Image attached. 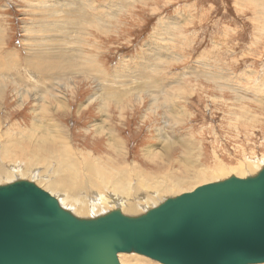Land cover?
Instances as JSON below:
<instances>
[{"label":"rangeland","instance_id":"1","mask_svg":"<svg viewBox=\"0 0 264 264\" xmlns=\"http://www.w3.org/2000/svg\"><path fill=\"white\" fill-rule=\"evenodd\" d=\"M70 11L73 18L68 16ZM65 23L73 25L72 35L79 39L75 46L86 57L88 79L75 75V67L68 69L64 64L58 75L66 77L59 76L60 82L55 76L47 82H54L53 88L45 86L43 91L36 70L25 67L26 60L40 43L46 45L42 49L54 51L55 45L49 41L66 35L63 27L56 26ZM67 46L64 49L73 45ZM10 53L21 68L0 79V174H17L10 180L0 175V186L19 180L51 192L46 177H56L34 166L20 172L24 164L18 159L21 149H28L23 142L32 146L38 139L40 133H32L35 137L29 134L35 120L45 121V117L39 118L38 110V99L44 97L40 105L46 109L45 115L55 121L51 123L60 124L59 132L71 141L82 164L88 157L97 162L104 159L107 167L110 165L108 170L114 165L140 171L142 182L157 187L146 192L159 196L156 201L139 202V212L130 216L205 184L231 176H253L264 165V0H0V55ZM158 53L166 54L160 56L161 64L151 60ZM8 61L12 65L9 57ZM149 69L148 75L166 85L160 102L168 106L154 103L152 89L148 93L132 90L133 94L120 102L106 98L109 93L137 87L138 73ZM102 72L106 75L99 81ZM95 93L98 99L88 103ZM53 94L61 96L63 107L50 99ZM102 103L109 109H101ZM170 106L175 111L169 112ZM99 124L106 127L102 135L96 132ZM110 129L124 145L126 163L107 161L112 155L107 137ZM4 157L11 161H3ZM27 157L33 158L30 153ZM220 167L226 173L218 174ZM238 167L243 168L241 177ZM39 168L37 178L33 171ZM164 186L170 190L162 193L159 188ZM51 195L77 214L61 202L60 194ZM144 205L148 207L141 208ZM117 208L78 216L92 219ZM118 259L120 264H160L136 254H120Z\"/></svg>","mask_w":264,"mask_h":264},{"label":"water","instance_id":"2","mask_svg":"<svg viewBox=\"0 0 264 264\" xmlns=\"http://www.w3.org/2000/svg\"><path fill=\"white\" fill-rule=\"evenodd\" d=\"M264 264V165L205 184L138 216L80 218L32 182L0 186V264Z\"/></svg>","mask_w":264,"mask_h":264},{"label":"bare ground","instance_id":"3","mask_svg":"<svg viewBox=\"0 0 264 264\" xmlns=\"http://www.w3.org/2000/svg\"><path fill=\"white\" fill-rule=\"evenodd\" d=\"M70 1H76V0H70ZM59 8L66 9L65 6L64 7L60 6ZM68 16L73 18V12L70 11L68 13ZM95 18L96 17H94L93 19L98 20ZM94 24L98 25V22L96 21ZM56 26L59 28L63 27V30H61V31L65 32L66 35L65 36L64 35L57 36L54 39H52L51 41L47 40V41L51 42L53 45H55V47L52 48V49H54V51L49 50V49H42V47H45L46 45H43V43H40V45H36L35 49H33L34 52L29 56V60H26V66L25 67L32 68V69L36 70L34 73H36V77L43 84V86L40 88L41 90H43L45 88V86H49V88L52 89L53 88L52 85H54L53 84L54 82L52 83V85H50L47 82L53 81L55 76H58L56 79H58L60 77L61 78L66 77V75H65V77L58 75L59 71L62 72L61 67L64 64L68 69H73L75 67V75H79V76L81 75V77H85V78L88 77L87 65L85 63L86 57L84 56V54L80 50L78 51L76 49V46H75V44L77 43V41L79 39L74 38V35H72V34H74L73 33L74 29L72 27L73 25L65 23V25L63 24V25H56ZM156 41L157 40H155V42ZM67 44L71 45V46L73 45L72 48L70 47V49H68V48L64 49V47H66ZM164 53H166V52H164ZM163 55H166V54L158 53L155 56L156 58H152L151 60L154 62L158 61V63H160V62H162L160 60L161 59L160 56H163ZM8 57L10 58L12 65H10V63L8 61ZM20 65H21L20 63H17V61L14 60V55L12 53L7 54L5 56L0 55V79L6 78V77L8 78V76L10 75V72L16 71V69H18L20 67ZM140 65H141V63H140ZM142 67H145V66L143 65ZM147 67H149V66H147ZM32 73L33 72H31V71L28 72V74H32ZM146 73L145 72L138 73L140 75V78H139L137 87L132 88L130 90L124 89L123 90L124 92H121V93H116V92H115V94L109 93V95H107V97L106 96L105 97L108 98V100L117 99V101H119L120 99L124 98L127 94H131L132 90H137V91L141 90V91L148 93V92H150V89H152L153 92H150L151 94L150 93L149 94L153 97L154 100L153 99L152 100L154 101V103H158L160 106V104H161L160 99L164 100L161 98L160 93L163 94V89L166 87V85L164 83H162L161 80L154 78L153 75H151V76L148 75V74H151L150 69L146 70ZM45 74H47V75L44 76ZM48 74H51V75H48ZM103 75H104V73L102 72L100 77L97 78V80L100 81L101 78L103 77ZM38 76H42V77H38ZM61 78H60V82H61ZM9 79H10V77H9ZM86 79H88V78H86ZM73 80H74V78H73ZM17 82L18 81H16V83ZM19 82H23V80L19 79ZM66 82H68V81H66ZM127 85H129V83H127ZM65 86H68V85H65ZM75 87H77V86H75ZM169 89H172V88H169ZM2 91H3V87H2V89H0V93ZM171 91H173V90H171ZM174 92H176V91H174ZM172 95H173V93H172ZM40 96L41 95H39V97ZM55 96H56V94L51 95L50 99L51 98L55 99L53 101L56 102V105L59 107L60 106L63 107V105L65 103L63 102V99L60 98L61 96L60 95H57L59 97H55ZM95 98H97L96 93H95L94 97L88 101V103L93 102ZM171 98H173V97H171ZM44 99H45V97L42 99H38V104H39L38 110H39V118L45 117V119H44L45 121L43 122L42 119H41L42 121L41 120H38V121L35 120L34 125H31V126H33V128H32L33 130L30 129V132L31 131L32 132L29 135L33 137L35 133L36 134L40 133V134L37 136L38 139H35L34 141H32V144H31V140L33 138H31L30 141L27 140L28 143L31 144L32 146L23 142V146L25 148H28V149H26V150L21 149V151L18 154V159L20 160V162H22L24 164V167L21 168V171L19 170L20 172L25 173V172H27V170H29L30 167L34 166V167H40L46 173L49 172L50 175L53 174L56 177V180H52L48 176L46 177V179L49 180L48 181V183H49L48 187L46 186L49 189L48 191L49 192L51 191L50 192L51 194H55V193L60 194L61 195L60 199H63L61 202L65 205L71 207L72 210H76L77 216L78 215H88L89 216V215L95 214L94 212H96V211H99V210H101V211L107 210L108 211V210H110V208H116V207H119V209L122 211V213L123 214L125 213L124 215L127 214V216H130L128 214H136L137 212H139L140 205H137L139 202L143 201L144 204H149V203H154L156 201V197H159V196L155 197V195H152V196L146 195V194H149V193H146L147 190L153 189V188H155V186H153V188H150L149 187L150 184L147 185L148 183L142 182L140 180L141 179L140 176H143L142 172H140V171H136V172L131 171L130 172L126 168L121 170V169H119V167L117 168L114 165L111 167L110 170H108L107 168L110 165H108V167H107V162L104 159L101 162H97L94 160L93 157L86 158L85 160H83L84 164H82V157H80L79 154L75 151V148L73 147V145H70L71 141H67L65 139L66 137L64 138L63 133L61 134V131L59 132L60 124L58 125L57 123H51V122H55V121H50L51 117L49 119L45 115L46 109H43V107H41V105H40V104L44 103ZM97 99H95V100H97ZM105 102H103V103H105ZM103 103H102L101 109H105V108L109 109L106 106V104L104 105ZM48 104H50L49 100H48ZM171 104H172V102H171ZM88 105H87V107H88ZM161 105L163 106V104H161ZM166 106H168V105H165L163 107H166ZM49 107H51V106H49ZM53 108H54V106H53ZM55 108H56V106H55ZM49 109H51V108H49ZM169 110L175 111V109H173V107H171V106H170V108H168V111ZM46 113H47V111H46ZM48 113L51 114L50 111ZM37 122L41 123V124L37 125ZM32 124H33V122H32ZM104 124L97 125V131L96 132L100 133L101 135H102V133H105L104 131H105L106 127ZM38 128L39 129L41 128L40 132H36V129H38ZM163 130H161V131H163ZM32 133H34V134L32 135ZM67 135H65V136H67ZM107 135H108L107 137L109 139V147H110L111 152H112L111 157L107 158V161H108V159L113 161V162H114V160L115 161L121 160V161H124L126 163L127 157L124 155V152H125L123 149L124 145H122V143H120V138L118 139V135L111 129H110V132L107 133ZM163 135H161V136H163ZM25 138L26 137H23L22 139H25ZM21 144H22V141H21ZM45 146L47 148H50V149H46ZM164 147L165 146H163L162 150H164ZM28 153H30L33 158H31V157L28 158L27 157ZM2 154H4V156H5L7 154V152H2ZM151 157H155V156H151ZM7 159L8 158H6V157L2 158L3 161H5ZM8 160H10V159H8ZM190 162L191 161H189V163ZM193 162H195V161H193ZM1 164H2V162L0 161V165ZM121 164H123V163L121 162ZM82 165L84 166V167H82L83 169H81ZM194 165H195V163H194ZM102 166H104V167H102ZM132 166H134V164ZM132 166H130V167H132ZM130 167H129V169H130ZM198 167L199 166H196V169ZM40 168L35 169L33 171V173L35 174V177H37V178H39L40 173L38 171H40ZM238 168L239 169H237V173L241 177L244 174L243 168H241V167H238ZM188 170H190V169H188ZM225 171L226 170L223 167H220L218 174L226 173ZM16 174H17L16 171H13V172L10 171V173L0 174V175H5L6 177H8L6 180H10ZM200 177L201 176H198V178H200ZM182 180L184 182V178ZM185 181H188V180H185ZM158 182H161V181H158ZM177 182H178V180H177ZM155 184H156V182L152 185H155ZM168 189L170 190V186H164V187L159 188L160 192H162L164 190L169 191ZM155 191H153V192H155ZM160 192H158V193H160ZM171 192H173V191L171 190ZM167 193H170V192H167ZM144 195H146V197H144ZM159 195H161V194H159ZM147 207H148V205H144L141 208L146 209ZM148 209H150V208H148ZM145 211H143L142 213H144ZM99 214H101V212H99ZM119 255H118V257H119Z\"/></svg>","mask_w":264,"mask_h":264}]
</instances>
